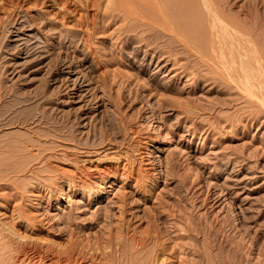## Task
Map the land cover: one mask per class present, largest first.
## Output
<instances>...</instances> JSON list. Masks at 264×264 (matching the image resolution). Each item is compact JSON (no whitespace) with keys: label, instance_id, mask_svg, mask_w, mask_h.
Segmentation results:
<instances>
[{"label":"rangeland","instance_id":"374dc122","mask_svg":"<svg viewBox=\"0 0 264 264\" xmlns=\"http://www.w3.org/2000/svg\"><path fill=\"white\" fill-rule=\"evenodd\" d=\"M93 2L0 0V148L6 142L15 148L0 149V167H4L0 168V264H53L47 253H42L46 255L42 259L37 257L30 246L36 241L53 249L72 242L69 246L78 249L112 250L115 257L130 249L131 264H153L159 253L164 263L155 264H208L209 260L212 264L220 239L232 262L264 264V106L254 102L255 97L252 103L249 94L243 98L249 90L239 88L230 76L223 81L203 66L193 68L198 59L186 49L174 56L167 46L160 57L150 50L154 44L149 50L144 45L147 39L130 40L135 31L128 35V21L118 9L112 11L114 1ZM197 2L194 13V8L188 12L190 21L179 17L182 26L193 20L190 27L185 24L188 29L182 27L183 36L193 33L196 37L189 38L200 42L209 35L206 30L213 40L212 29L208 31L213 25L219 35L215 41L250 39L264 54V0H209L211 6L205 9L202 0ZM105 5H111L112 12ZM205 10L220 24L206 22ZM223 24L227 31L231 25L233 30L242 29L235 35L231 30L227 36ZM219 25H223L221 32ZM200 27L204 34L197 35L201 37L196 35ZM239 30L244 34L239 36ZM259 63L264 61L256 62L263 74ZM187 64L190 68L182 72ZM238 90L247 92L241 95ZM68 128L72 130L69 139L64 136ZM103 138L99 146L110 147L105 152L102 146L92 154L78 148L80 142ZM105 153L131 170L149 167L152 176L140 182L144 188L135 185V174L121 170L104 180L84 176L103 189L101 196L92 199L88 189L67 186L56 176L55 169L75 170L86 165L83 159ZM95 165L102 170L104 163ZM219 223L229 226L218 231ZM169 228L172 232H164ZM132 234L143 238L140 252L135 247L131 250ZM19 244L26 245L27 251L13 259L21 249ZM162 247L165 252L158 249ZM75 263L79 264H68Z\"/></svg>","mask_w":264,"mask_h":264},{"label":"bare ground","instance_id":"6f19581e","mask_svg":"<svg viewBox=\"0 0 264 264\" xmlns=\"http://www.w3.org/2000/svg\"><path fill=\"white\" fill-rule=\"evenodd\" d=\"M94 1H98V0H94ZM114 1V7L116 6V9H114L113 7V10L112 11H114V10H119V13L120 14H122V18L123 19H126L127 21H128V29L127 30H129V31H127V33H128V35H129V33H130V35H131V33L133 32V31H135V32H133V33H135V35H131L132 36V38H129L130 40H134V42H139L140 40H142L143 41V39H147V43L146 44H144L145 46H149V45H151L152 44V46H153V44H154V46L153 47H151V49L148 47V50L150 49V50H153L154 52H156L157 53V55H159L160 57H161V55H163V53H165L164 51H165V48L167 47V46H170V48H169V50L171 49V51L174 53V56H175V54H177V55H179L178 53L181 51L180 49H186V51H189L190 53H192L193 55H195L194 56V58L193 59H195V58H197L198 59V62H196L194 65L192 64V66H193V68L195 67H199V66H203V68H206L208 71H212V72H214V73H217V74H219L221 77L220 78H222V80H223V78H225L226 77V79L229 77V79L230 80H233V82H236V84L235 85H238L239 86V88H241V89H245V90H249L248 92L247 91H243L242 93H241V91L240 90H238V91H240V93H241V95L242 94H244V92H247L246 94H244V95H242L243 96V98L244 97H246L245 95H250V97H252V103H253V101L255 100V98H256V100L254 101V102H258L259 104H262L263 106H264V70L262 71V70H260V71H262V73L263 74H261V72H259L258 70V67H256V62L258 63V61H261L262 63H263V61H264V54L262 53V55L261 54H259L260 53V51H258L259 49H257L254 45H252V44H254V43H250V39H249V42L247 41V42H245L242 38H241V40H237L236 42L235 41H226V40H224V39H221V40H216L215 41V37H217L218 39H219V35L217 36L216 35V33H214L213 32V29H215L216 27L215 26H213L212 25V27H215V28H212L211 27V25H210V27H209V29L205 26V29L207 28L208 29V31H211V29H212V33H213V40H212V38H211V35H210V33L211 32H207L206 33V30H204L205 32V34H209V35H207V37H206V35H204V39L205 38H207V40L208 39H211V40H209V41H205L204 39H202V40H204V41H200L199 42V40H197V38H195L196 39V41L194 40V38H192V39H190L189 37H192V34H189V35H191V36H183L184 35V32H183V29H182V27L186 24L187 26L189 25V27L192 25L191 23L193 22V20L191 21V23H185L183 26H182V22L181 21H179V17L180 16H182L181 17V19H184V17H189V18H186V20L188 19V21H190V17L192 16L191 15V12L192 13H194V10H196L195 9V6H198L199 5V3L197 2V1H199V0H196V2L194 1V0H113ZM201 1V0H200ZM203 1V4L205 5L204 6V8H202V6L200 5L199 7V10H197V11H200L201 10V8L202 9H205L206 7L208 8V7H210L211 5H208V3H209V0H202ZM89 2V1H88ZM91 2H93V0H91ZM211 2V1H210ZM93 4H95L94 2H93ZM111 4V3H110ZM198 4V5H197ZM209 4H211V3H209ZM112 5V4H111ZM110 5V6H111ZM95 6V5H94ZM97 6V5H96ZM106 6V5H105ZM110 6H108V8L110 7ZM106 8H107V6H106ZM107 8V9H108ZM194 8V9H193ZM198 8V7H197ZM211 8H213V7H211ZM193 9V11H191ZM110 9H108V11H109ZM208 10H211L210 8L208 9ZM208 10H205V14H204V12L202 13V14H204L203 16L205 17V15L206 16H208L210 13H211V15L212 16H214L213 14H212V10L211 11H209V13L207 12ZM215 10V9H214ZM111 11V10H110ZM111 11V12H112ZM189 11H191L190 12V14L188 13ZM202 11H204V10H202ZM116 12V11H115ZM214 12V11H213ZM104 13H106V12H104ZM108 13V12H107ZM188 13V14H187ZM201 13V12H200ZM199 13V15L201 16V14ZM208 15H207V14ZM114 14V13H113ZM108 15L109 14H107V17H108ZM188 15H190V16H188ZM197 15V14H196ZM211 15H209L208 17H209V19H206V22L209 20V21H211L209 24H211L212 22H213V20H214V22H216L217 23V25L218 24H220V23H218V21H217V19H216V21H215V19H213V17L211 16ZM103 16H106L105 14L103 15ZM113 16V15H112ZM194 16H195V14H194ZM92 17V16H91ZM212 17V20H210V18ZM224 17V16H223ZM116 18V17H115ZM196 18V17H195ZM194 18V19H195ZM200 18H202V17H200ZM205 18H207V17H205ZM199 19V18H198ZM197 20V19H196ZM205 19H203L202 18V22L204 21ZM91 21H93V20H90V22ZM198 22H201V21H199V20H197ZM228 21V20H227ZM184 22H185V20H184ZM187 22V21H186ZM213 22V23H214ZM221 22V21H220ZM224 22V21H223ZM230 22V21H229ZM215 23V24H216ZM225 24H227L226 23V20H225V22H224ZM230 23H232V22H230ZM230 23H229V25H230ZM214 24V25H215ZM225 24H223L224 25V29L226 30V28L228 27H226L225 26ZM64 25V24H63ZM66 25V24H65ZM186 25L184 26V27H186ZM195 25V24H194ZM203 24L201 23V26H202ZM204 25H206V24H204ZM223 25H219V26H217V28L218 27H220L221 29H220V31L219 32H221V30H222V27L221 26H223ZM89 26V25H88ZM92 26H93V24H92ZM232 26H234V25H231V30L229 29L227 32H228V35L227 36H229L230 34H229V32L230 33H232L231 35H235L234 33L235 32H237L236 30L237 29H242V28H237V29H234L233 30V28H232ZM226 27V28H225ZM194 28V30L196 29L195 27H193ZM211 28V29H210ZM236 28V27H235ZM87 29V28H86ZM92 29V28H91ZM185 29H188L187 27L185 28ZM185 29H184V31H185ZM90 30V29H89ZM88 30V31H89ZM190 30V29H189ZM216 30V29H215ZM214 30V31H215ZM218 30H219V28H218ZM217 30V31H218ZM123 31V30H122ZM125 31H126V28H125ZM125 31H123V32H125ZM132 31V32H131ZM224 31V30H223ZM240 31V30H239ZM84 32H86V31H84ZM139 32H140V34H139ZM191 32H192V30H191ZM191 32H188V33H191ZM199 32V33H198ZM197 33H196V35L197 34H200V32H202L203 33V30L201 31V27H200V29H199V31H198ZM227 32H226V34H227ZM87 33V32H86ZM147 33V34H146ZM203 33V34H204ZM125 34H126V32H125ZM138 34H139V36H138ZM187 34V32L185 33V35ZM238 33H236V35H237ZM240 34V35H239ZM239 36H241V34H242V30L239 32ZM244 34V33H243ZM242 34V35H243ZM144 35H145V37L146 38H143L144 37ZM216 35V36H215ZM222 35V34H221ZM87 36H88V34H87ZM193 36L194 37H196L195 36V34H193ZM197 36H199V35H197ZM201 36H203L202 34L199 36V37H201ZM209 36V37H208ZM85 37V36H84ZM126 37V36H125ZM130 37V36H129ZM134 37H137V38H134ZM168 37H172L171 39L172 40H167V38ZM183 37V38H182ZM199 37H198V39H199ZM221 37V36H220ZM223 37V36H222ZM225 37V36H224ZM231 37V36H230ZM233 37V36H232ZM247 37V36H246ZM246 37H245V40H246ZM84 39V38H83ZM227 39V38H226ZM125 40V39H124ZM123 40V41H124ZM247 40H248V38H247ZM126 41V40H125ZM133 42V43H134ZM142 43V42H141ZM144 46V47H145ZM26 47V46H25ZM146 48V47H145ZM147 50V49H146ZM257 51V52H256ZM254 52H255V54H254ZM151 53V52H150ZM168 53V52H167ZM190 53H189V56H190ZM256 53H258V56H255V55H257ZM93 54H94V52H93ZM171 55V54H170ZM169 55V56H170ZM259 56H261V57H259ZM95 57V56H94ZM163 58V57H162ZM161 58V59H162ZM160 59V58H159ZM165 58H163L162 60H164ZM170 59V58H169ZM175 60L174 61H176V58H174ZM196 59V60H197ZM208 61H207V60ZM260 59H263V60H260ZM172 61V60H171ZM254 62H255V64H254ZM194 63V62H193ZM174 64V63H173ZM259 64H261V63H259ZM258 64V65H259ZM176 65V64H175ZM257 65V66H258ZM261 65H263L264 66V64H261ZM180 66V65H179ZM182 66V65H181ZM183 66H185V65H183ZM188 64L186 65V67L182 70V72H187V69H188V67L190 68V66H188ZM264 68V67H263ZM192 69V68H191ZM224 69V70H223ZM232 69V70H231ZM204 70V69H203ZM226 70H228V73H224V71L225 72H227ZM199 71V70H198ZM207 71V72H208ZM191 72V71H190ZM211 72V73H212ZM200 73H201V71H200ZM204 73H206V72H204L203 71V73L202 74H204ZM210 73V74H211ZM214 73H213V75H214ZM188 74V73H187ZM192 74V73H191ZM209 74V73H208ZM207 74V75H208ZM216 74V75H217ZM179 75V74H178ZM263 75V76H262ZM202 76V75H201ZM204 76V75H203ZM206 77V76H205ZM205 77H203V78H205ZM217 77V76H216ZM215 77V78H216ZM219 77V76H218ZM202 78V79H203ZM207 78V77H206ZM212 78V77H211ZM214 78V77H213ZM208 79V78H207ZM229 79H227L228 81H229ZM205 80V79H204ZM212 80H214V79H212ZM216 80V79H215ZM220 80V79H219ZM218 80V81H219ZM225 80V79H224ZM223 80V81H224ZM217 81V80H216ZM215 82V81H214ZM231 82V81H230ZM222 83V82H221ZM234 84V83H233ZM223 86V85H222ZM224 87V86H223ZM231 87V86H230ZM234 87V86H233ZM226 88H229V85H228V87H226ZM235 88V87H234ZM222 89H224V88H222ZM230 89H232V88H230ZM237 89V88H236ZM235 89V90H236ZM225 90V89H224ZM227 90H229V89H227ZM254 91H256V92H258V93H252V92ZM236 92V91H235ZM234 93V92H233ZM251 93V94H250ZM228 94V93H227ZM230 94V93H229ZM240 96V95H239ZM237 97H238V95H237ZM250 97H248L249 99H250ZM255 97V98H254ZM240 98H241V96H240ZM227 99V98H226ZM238 99V98H237ZM249 99H246V100H249ZM254 99V100H253ZM228 100H230V99H228ZM227 100V101H228ZM241 100V99H240ZM226 101V100H225ZM234 101V100H233ZM245 101V100H244ZM249 102H251V101H248V103ZM227 103V102H226ZM229 103H230V101H229ZM228 103V104H229ZM234 103V102H233ZM246 103V102H245ZM224 104V103H223ZM231 104V103H230ZM254 104H256V106H255V108L257 107V103H254ZM164 106V105H163ZM254 106V105H253ZM165 107V106H164ZM203 107V106H202ZM213 107V106H212ZM250 107H252L251 105H250ZM163 108V107H162ZM262 108V107H261ZM207 109V107L206 108H204V111ZM260 109V108H259ZM201 110V109H200ZM200 110H199V112H200ZM208 110H210L209 109V107H208ZM255 110V109H254ZM257 110V109H256ZM203 111V110H202ZM194 112V111H193ZM192 112V113H193ZM243 112V111H242ZM249 112V111H248ZM251 112V111H250ZM253 112V111H252ZM191 113V112H190ZM191 113V114H192ZM197 113V112H196ZM195 113V114H196ZM202 113V112H201ZM194 114V115H195ZM3 115V114H2ZM120 115V114H119ZM196 115H200L199 113L198 114H196ZM247 115V114H246ZM188 116H191V115H188ZM256 116V115H255ZM196 117V116H195ZM121 118V117H120ZM192 118V117H191ZM1 119V118H0ZM58 120V119H57ZM122 120V119H121ZM124 120V119H123ZM129 120V119H128ZM126 121H127V118H126ZM130 121V120H129ZM57 122V121H56ZM229 122V121H228ZM1 123V122H0ZM125 123V122H124ZM124 123H123V125H124ZM231 124H232V121H231ZM57 125V124H56ZM55 125V126H56ZM128 126V125H127ZM124 127H125V125H124ZM96 128V127H95ZM94 128V129H95ZM121 128H123V126L121 127ZM125 129V128H124ZM96 130V129H95ZM102 130V129H101ZM122 130V129H121ZM57 131H59V128H58V130ZM57 131H55V132H57ZM72 130H70L69 128L64 132V136L65 137H67L68 139L69 138H72V132H71ZM137 133V132H136ZM57 135L56 136H59L60 137V135L58 134V133H56ZM102 134H103V132H102ZM97 139V138H96ZM110 140V139H109ZM113 140V139H112ZM54 141H56V140H54ZM77 141H79V140H77ZM86 141V140H85ZM88 141V142H87ZM85 143H81L80 142V145L81 146H79L78 148H80L81 150H83V152L84 153H87V154H92V153H94V152H99V150H100V147L103 145V143H104V138L103 139H101V141H96V140H94V141H90V139L89 140H87ZM28 142V141H27ZM58 142V141H57ZM83 142V141H82ZM109 142H111V140L110 141H107V143H109ZM113 142V141H112ZM2 143V142H1ZM0 143V144H1ZM10 143V142H9ZM79 143V142H78ZM10 144H12V143H10ZM7 145V142L5 143V145L3 146V147H1V148H4V147H9V148H13V146H14V144H13V146L12 145ZM26 144V143H25ZM36 144V143H35ZM100 144H102L101 146H99ZM110 144V143H109ZM31 145V144H30ZM79 145V144H78ZM1 146H2V144H1ZM17 146V145H16ZM15 146V147H16ZM20 147V146H19ZM53 147H55V145L53 146ZM103 147V146H102ZM101 147V148H102ZM113 147H114V144H113ZM0 148V149H1ZM8 148V149H9ZM26 148V147H25ZM110 147H107V148H102L103 150L101 151V152H105L107 149H109ZM7 149V150H8ZM10 149V150H11ZM13 149H15V148H13ZM4 150V149H3ZM16 152L18 151V150H15ZM57 151V150H56ZM1 152V151H0ZM6 152V151H5ZM100 152V153H101ZM115 152V151H114ZM15 153V152H14ZM41 153H43V152H41ZM40 153V154H41ZM80 153V152H79ZM109 153V152H108ZM112 153H113V151H112ZM116 153V152H115ZM11 154H13V153H11ZM19 154V153H18ZM103 154V153H102ZM106 154V153H105ZM103 155V157H96V158H94L93 159V157H89V158H87V159H83L82 161L83 162H85L86 163V165H82V167H77L76 169H78V170H71V171H59L58 169H55L56 168V166L55 167H53V166H51L53 169H55V172H56V176H57V178L58 179H62V180H65L66 181V183H67V186H72V187H75L76 189H88V191L86 192L87 193V195L89 196V195H92V199L94 198V197H99V196H101V194L103 193V189L101 188H98V186H96V181H90L92 178H99V179H101V180H104V179H106V178H108V177H113L117 172H118V170L120 171H122V172H126L127 174H129L130 176H132L133 174H135L134 175V177L132 178L133 180H134V182L136 183L135 185H137V187H143L144 188V186H143V183L141 184L140 182H141V180L142 179H145L146 177H150V176H152V174L150 173L151 172V169L148 167V168H145V169H143V170H141L140 169V167L138 168L137 167V169L135 170H131V168H129L128 166L129 165H127V164H125V162L124 163H122V165H120V159L118 160V158H112V156H109V154H106V155ZM17 155V154H16ZM115 155V154H114ZM117 155V154H116ZM13 157H14V155H12ZM34 156V155H33ZM71 156V155H70ZM76 156V155H75ZM94 156H95V154H94ZM128 156V155H127ZM132 156V155H131ZM17 157V156H16ZM37 157V156H36ZM43 157V156H42ZM57 157V156H56ZM116 157V156H115ZM71 158V157H70ZM81 158V157H80ZM79 158V159H80ZM121 158V157H120ZM124 158V157H123ZM136 158V157H135ZM114 159V160H113ZM130 159V158H129ZM13 160H15V159H13ZM47 160V159H46ZM54 160V159H53ZM52 160V161H53ZM132 160H133V158H132ZM141 160V159H140ZM42 161H43V159H42ZM55 161V160H54ZM97 161L99 162V161H103V163H104V166L101 168L102 170H99V169H97V165H95V163H97ZM127 161H128V159H127ZM11 162V161H10ZM79 162V161H78ZM7 163V162H6ZM9 163V162H8ZM44 163H45V161H44ZM47 164H48V162H46ZM51 163V162H50ZM128 163V162H127ZM130 163V162H129ZM147 163V162H146ZM149 163V162H148ZM52 164V163H51ZM50 164V165H51ZM83 164V163H82ZM88 164V165H87ZM101 164V163H100ZM131 164V163H130ZM133 164H134V162H133ZM13 165H14V163H13ZM52 165H55V163L54 164H52ZM7 166V165H6ZM49 166V165H48ZM47 166V167H48ZM136 166V165H135ZM3 167V166H2ZM2 167H0V168H2ZM14 167V166H13ZM60 167V166H59ZM73 167H75L74 165H73ZM132 167H134V165L132 166ZM4 168V167H3ZM36 168V167H35ZM38 168V167H37ZM152 168V167H151ZM153 169V168H152ZM3 170V169H2ZM31 170V169H30ZM33 170V169H32ZM38 170V169H37ZM43 170H45V169H43ZM48 170V169H47ZM50 170V169H49ZM61 170V169H60ZM42 172V171H41ZM48 172V171H47ZM33 173V172H32ZM31 173V174H32ZM38 173H40L39 171H38ZM50 173V172H49ZM96 174H98L97 176H95ZM126 174V175H127ZM37 175V174H36ZM34 176V175H33ZM55 176V175H54ZM84 176H86V177H89V181L87 182L86 180H84L83 179V177ZM145 177V178H144ZM154 177V176H153ZM54 179V178H53ZM55 179H56V177H55ZM54 183V182H53ZM59 183V182H58ZM40 184V183H39ZM50 188V187H49ZM50 190V189H49ZM84 191V190H83ZM123 197L122 198H124V195H122ZM126 196V195H125ZM90 197V196H89ZM121 197L119 198V202L120 201H123V199H122ZM212 200V199H211ZM122 203H124V205L126 204V202H122ZM122 203H120V208L121 209H119V210H123L124 208H122V206H123V204ZM206 204H208V203H206ZM213 205V204H212ZM126 206V205H125ZM210 206V205H209ZM212 207V206H211ZM108 209V208H107ZM126 211V210H125ZM104 212V211H103ZM106 212H108V211H106ZM120 212V211H119ZM112 213V212H111ZM107 214V213H106ZM103 215V214H102ZM105 215V214H104ZM121 215H124L123 214V211H122V214ZM100 216V215H99ZM106 218H107V216H106ZM108 218H110V217H108ZM97 219V218H96ZM98 219H99V217H98ZM105 219V218H104ZM68 220H70V218L68 219ZM120 220V219H119ZM123 222L125 221L124 220V218H123V220H122ZM126 222V221H125ZM127 223V222H126ZM223 223H225V221L223 222ZM222 223V224H223ZM120 224V221H119V223H118V225ZM154 224V223H153ZM169 224V223H168ZM167 224V225H168ZM220 224V226H218L219 227V229H218V231H222L223 232V230L225 229V227L227 226H229V224H224V225H221V223H219ZM117 225V226H118ZM156 225V224H155ZM154 225V226H155ZM171 225L173 226V224L171 223ZM204 225V224H203ZM208 225V224H207ZM209 225H210V223H209ZM113 226H116V225H113ZM128 226V225H127ZM168 226H170V225H168ZM206 226V225H205ZM204 226V227H205ZM213 226V225H212ZM119 227H121V225L119 226ZM158 227V226H157ZM156 227V228H157ZM190 227V226H189ZM203 227V228H204ZM211 227V226H210ZM231 227V226H230ZM116 228V227H115ZM171 228V227H170ZM169 228V229H170ZM174 229H175V226L173 227ZM172 228V229H173ZM232 228V227H231ZM119 229V228H118ZM120 229H122V228H120ZM167 229V228H166ZM227 229V228H226ZM225 229V230H226ZM128 230H130V229H128ZM133 230V229H132ZM135 230V229H134ZM224 230V231H225ZM229 230V229H228ZM116 231H117V229H116ZM151 231H153V230H151ZM158 231H159V229H158ZM157 231V233H159ZM170 231L172 232V230L170 229L169 231H164V232H167V233H170ZM174 231V230H173ZM120 232V231H119ZM118 232V233H119ZM126 232H128V231H126ZM133 232V231H132ZM190 232H191V229H190ZM110 233V232H109ZM121 234H122V232H120ZM135 233H137V232H135ZM218 233H220V232H217V234ZM125 234V233H124ZM127 234V233H126ZM156 234V233H155ZM160 234V233H159ZM162 234V233H161ZM221 234H223V233H220V235ZM225 234V233H224ZM116 235V234H115ZM133 235V234H132ZM135 235V234H134ZM134 235L132 236L133 238H132V240H133V247H132V249L131 250H133V248L135 247V249H138L139 250V246H143V238H142V236H139V237H141V238H138L137 239V237L136 238H134ZM158 235V234H157ZM113 236V235H112ZM127 236V235H126ZM130 236V235H129ZM152 236V235H151ZM156 235H154V237H155ZM225 236V235H224ZM117 237V236H116ZM115 237V238H116ZM131 237V236H130ZM157 237V236H156ZM218 236H216V238H217ZM220 237V236H219ZM218 237V238H219ZM109 238V237H108ZM127 238V237H126ZM227 238V237H226ZM106 239V238H105ZM113 239V238H112ZM229 239V238H228ZM101 239H99V241H100ZM109 240V242L111 241V239H108ZM115 240V239H114ZM122 240H124V239H122ZM122 240H120V241H122ZM129 240V239H128ZM127 240V241H128ZM218 240V239H217ZM222 240H224L225 241V239L223 238ZM102 241V240H101ZM126 241V242H127ZM131 241V240H130ZM130 241H128L129 243H130ZM156 241H158V240H156ZM161 241V240H160ZM164 241V240H163ZM162 241V242H163ZM16 242V241H15ZM25 242V241H24ZM37 242V241H36ZM34 243V242H32V245H30V246H32L31 248L36 252V254L38 255L37 257H39V258H43V257H46V255H44V254H42V253H47V255L50 257L49 259L50 260H53V264H61V261H64V262H62V263H71L72 261H77L79 264H127V263H130V262H132V260H133V258H134V256H133V252L132 251H130V246H131V243H130V246H129V248H126V249H129V250H126V251H122L121 252V254L119 255V257H115L113 254H112V250H108V251H106V252H102V253H99V252H97V251H94V250H92V249H90V250H92V251H90V250H85L84 248H87L85 245H87V243L84 245L83 243V245L85 246L83 249H78L77 247H74L73 245H70L69 246V244H72V242L71 243H69L68 245H67V247H65V248H63V247H60V248H62V249H58V248H55V249H53L52 247H50V246H42V245H39V243L37 244V243ZM98 242V241H97ZM111 242H113V240L111 241ZM117 242V241H116ZM123 242V241H122ZM145 242V241H144ZM159 242V241H158ZM162 242H160L161 243V245L163 246V244H162ZM219 242V241H218ZM226 242H228V240L226 241ZM239 242V241H238ZM240 242H242V241H240ZM239 242V243H240ZM16 243H18V241L16 242ZM15 243V244H16ZM31 243V241L29 242V244ZM75 242H73V244H74ZM101 242H99V244H100ZM105 243H106V241H105ZM108 243V242H107ZM106 243V245H108L109 246V244H107ZM120 243V242H119ZM118 243V244H119ZM164 243V242H163ZM166 243V242H165ZM214 243V242H213ZM212 243V245H215V244H213ZM225 243V242H224ZM232 243V242H231ZM11 244V243H10ZM24 244V243H23ZM26 244H28V243H26ZM90 244V243H89ZM97 244V243H96ZM98 244V245H99ZM104 244V243H103ZM121 244V243H120ZM123 244V243H122ZM211 244V243H210ZM220 244H221V239H220ZM220 244H218L215 248H216V251L215 252H213L212 254V264H240L239 263V259H238V257L239 256H241V255H237L236 256V258L235 259H237V261H238V263H234V262H232L231 260H230V257H229V253L228 252H226V250L223 248L224 246L223 245H225V244H223V242H222V244L220 245ZM229 244H230V242H229ZM20 245V244H19ZM98 245H96V246H98ZM102 245V244H101ZM110 245H113L112 243L110 244ZM127 245H128V243H127ZM126 245V246H127ZM157 246L159 245V244H156ZM208 245V244H207ZM211 245V246H212ZM227 245V244H226ZM237 245H240V244H237ZM21 246V249H19V252L16 254V257H14V254L12 255V257H13V259L14 258H19V256H20V253H22V252H24V251H27V246L25 245H20ZM30 246L28 245V250L30 249ZM88 246V245H87ZM90 246H92V244L90 245ZM95 246V245H94ZM105 246V245H104ZM116 246V245H115ZM241 246V245H240ZM83 247V246H82ZM81 247V248H82ZM99 247V246H98ZM97 247V248H98ZM110 247V246H109ZM113 247H114V245H113ZM123 247V249H124V246H122ZM161 247V246H160ZM230 247V246H229ZM237 247V246H236ZM243 247V246H242ZM94 248V247H93ZM100 248H101V246H100ZM212 248V247H211ZM227 248V247H226ZM15 249V248H14ZM32 249H30V250H32ZM109 249H111V248H109ZM113 249V248H112ZM134 249V250H135ZM140 249H141V247H140ZM158 249H160L162 252L164 251H166V250H164V247H162V248H158ZM208 249V248H207ZM240 249H242L241 247H240ZM239 249V250H240ZM17 250V249H16ZM95 250H96V248H95ZM125 250V249H124ZM233 250V249H232ZM235 250V249H234ZM100 251V250H99ZM135 251H137V250H135ZM229 251V250H228ZM13 253L15 252V250L14 251H12ZM138 252H140V250L138 251ZM228 253V255L226 254V253ZM243 252V251H242ZM16 253V252H15ZM33 253V252H32ZM137 253V252H136ZM232 253V252H231ZM239 253H241V252H239ZM27 254V253H26ZM29 254V253H28ZM76 254H78V256H77V258H75V255ZM160 254L161 253H159V256H154V261H155V263H161V262H163L164 263V261H163V258H161V256H160ZM236 254H238V253H236ZM11 255V254H10ZM198 255V254H197ZM206 255V254H205ZM30 256H31V254H30ZM36 256V255H35ZM34 256V257H35ZM47 256V257H48ZM230 256H232V254H230ZM210 257V256H209ZM24 258H25V256H24ZM207 258V257H206ZM9 259V258H8ZM41 259H39V260H41ZM46 259V258H45ZM205 259V258H204ZM210 258H208V260H209ZM10 260V259H9ZM153 260V259H152ZM21 261V260H20ZM23 261V260H22ZM180 261V260H179ZM184 261H187V260H183V262ZM210 261V260H209ZM209 261H208V264H210L209 263ZM14 262V260L12 261V263ZM24 262V261H23ZM40 262H42V261H40ZM39 262V263H40ZM182 262V263H183ZM198 262V261H197ZM206 262V261H205ZM242 262V261H241ZM45 263V262H44ZM67 263V264H68ZM155 263H153V264H155ZM243 264H245L244 262H242ZM241 263V264H242ZM14 264V263H13ZM17 264V263H16ZM22 264V263H21ZM27 264V263H26ZM46 264V263H45ZM51 264V263H50ZM76 264V263H75ZM131 264V263H130ZM151 264H152V262H151ZM187 264V263H186ZM194 264H196V262L194 263Z\"/></svg>","mask_w":264,"mask_h":264}]
</instances>
